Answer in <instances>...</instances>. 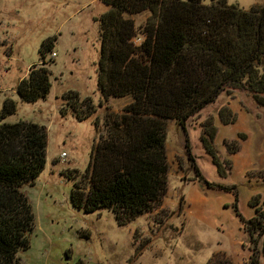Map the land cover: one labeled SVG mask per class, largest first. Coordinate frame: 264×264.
Listing matches in <instances>:
<instances>
[{
  "label": "rangeland",
  "instance_id": "374dc122",
  "mask_svg": "<svg viewBox=\"0 0 264 264\" xmlns=\"http://www.w3.org/2000/svg\"><path fill=\"white\" fill-rule=\"evenodd\" d=\"M227 3L249 10L264 0ZM108 10L102 0H0V112L7 98L17 104L16 113L0 119V125L32 122L45 126L48 135L46 168L33 185L23 187L35 227L29 248L18 254L21 263L208 264L221 255L233 264H264V233L258 230L251 240L242 221L258 210L264 226V108L245 92L222 94L188 121L186 132L168 122L169 191L152 213L120 225L112 210L86 213L73 206L74 184L83 178L98 140L95 122L104 133L106 114L120 116L132 102L130 97L105 102L98 89L99 18ZM149 16H134L136 26L143 27ZM52 38L55 57L49 52L46 58L53 60L51 92L45 100L23 102L16 88L41 62L42 43ZM70 92L91 98L96 112L79 120L67 104ZM224 106L236 114V123H221ZM209 119L218 129L212 146L224 175L202 142ZM228 145H239L240 151L230 154ZM194 165L213 187L199 182Z\"/></svg>",
  "mask_w": 264,
  "mask_h": 264
},
{
  "label": "trees",
  "instance_id": "16d2710c",
  "mask_svg": "<svg viewBox=\"0 0 264 264\" xmlns=\"http://www.w3.org/2000/svg\"><path fill=\"white\" fill-rule=\"evenodd\" d=\"M102 1L109 10L99 18L98 89L105 102L125 97L132 102L120 116L106 114L104 133L95 122L98 140L83 178L74 184L71 202L86 213L112 210L120 225H128L152 213L168 194L169 121L186 132L192 117L233 91L249 94L264 108V4L244 10L227 0ZM144 12L150 16L139 29L133 17ZM139 34L143 40L136 45ZM55 40L42 43L41 62L20 80L16 93L23 102L36 103L50 94L53 60L46 58ZM66 99L79 120L96 112L91 98L70 92ZM16 111V102L7 98L0 119ZM218 116L224 126L237 121L228 106ZM203 127L202 142L224 175L212 146L218 129L211 119ZM47 140V128L36 123L0 125V264H22L18 254L29 248L35 214L23 187L33 185L45 170ZM186 148L190 150L188 139ZM228 149L236 154L240 146ZM194 169L199 182L213 187L196 165ZM258 213L248 221L242 218L251 240L258 230L264 233ZM208 264L233 263L215 255Z\"/></svg>",
  "mask_w": 264,
  "mask_h": 264
},
{
  "label": "built area",
  "instance_id": "2783aa9c",
  "mask_svg": "<svg viewBox=\"0 0 264 264\" xmlns=\"http://www.w3.org/2000/svg\"><path fill=\"white\" fill-rule=\"evenodd\" d=\"M134 42L136 45H140L142 42V39L139 38V39L135 40ZM52 57H55V53H52Z\"/></svg>",
  "mask_w": 264,
  "mask_h": 264
},
{
  "label": "crops",
  "instance_id": "0c3cea01",
  "mask_svg": "<svg viewBox=\"0 0 264 264\" xmlns=\"http://www.w3.org/2000/svg\"><path fill=\"white\" fill-rule=\"evenodd\" d=\"M228 105H230V104H228Z\"/></svg>",
  "mask_w": 264,
  "mask_h": 264
}]
</instances>
